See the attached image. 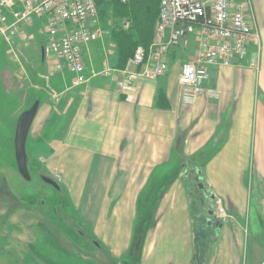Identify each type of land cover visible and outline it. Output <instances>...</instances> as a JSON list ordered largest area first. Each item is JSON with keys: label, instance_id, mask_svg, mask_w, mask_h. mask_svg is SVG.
<instances>
[{"label": "crops", "instance_id": "crops-1", "mask_svg": "<svg viewBox=\"0 0 264 264\" xmlns=\"http://www.w3.org/2000/svg\"><path fill=\"white\" fill-rule=\"evenodd\" d=\"M106 44L114 46L113 50L105 43L83 48L84 58L92 56L98 69L91 67L84 71L80 84L74 83L73 74L55 71L52 60L46 62L42 69L48 77H53L51 81L61 87V92H57L59 99L48 112L44 109L46 95L36 92L35 95H42L43 105L29 139L32 141L41 133L45 135L47 140L41 147L34 145L39 147V152L47 151L42 165L60 179L76 222L102 247L106 245L102 240L111 229L110 221L102 220L108 208L114 216L120 212L134 214L138 206H155L158 218H162L157 220V233L165 223L170 226L165 237L183 228L186 240L193 243L192 258L196 251L193 235L196 222L191 192L195 179H200L202 192L212 197L214 212L218 204L227 217L221 223L219 244L211 243L206 248L207 264H214L216 255L213 254L210 262L207 250L211 248L216 253L219 248L218 259L223 255L218 245L224 240L222 236L229 233L231 218L236 221L235 216L239 219L243 216L249 189L264 192V57L259 59L258 70L247 65L208 67V79L201 94L191 105H185L177 78L182 64L195 54V44L185 51L170 52L169 72L163 77L139 79L126 83L122 89L117 87L119 73L102 74L126 68L113 67L116 46L109 41ZM108 58L113 60L111 64ZM159 90L164 92L160 101ZM42 118L43 126L34 130L37 120ZM173 156H177L178 167L177 171L174 169L169 192L160 201L143 197L141 194L153 171ZM187 159L189 167L183 171L181 162ZM67 173L70 175L67 179L77 182V188L63 184ZM98 231H103L102 237ZM236 236L232 230L225 239L232 244L238 241ZM156 238L157 234L144 249L146 262L155 255ZM222 260L229 264L228 259Z\"/></svg>", "mask_w": 264, "mask_h": 264}, {"label": "built area", "instance_id": "built-area-1", "mask_svg": "<svg viewBox=\"0 0 264 264\" xmlns=\"http://www.w3.org/2000/svg\"><path fill=\"white\" fill-rule=\"evenodd\" d=\"M118 1L128 4L139 0ZM158 1L159 15L151 45L147 49L138 46L124 70L102 73L105 76L119 73L118 89L139 79L163 77L169 72L170 52L188 50L192 43L196 45V52L182 64L177 78L185 105H191L201 94L203 83L208 79V67L247 65L258 70L259 50L254 53L253 49L258 35L250 0ZM37 22L47 61H54L55 71L73 74L75 84L82 83L83 48L93 43L104 44L110 36L109 30L99 25L94 1L0 0V35L7 43L12 36L18 32L21 36L25 28ZM124 28H128V23ZM224 214L217 204V217L224 218Z\"/></svg>", "mask_w": 264, "mask_h": 264}, {"label": "rangeland", "instance_id": "rangeland-1", "mask_svg": "<svg viewBox=\"0 0 264 264\" xmlns=\"http://www.w3.org/2000/svg\"><path fill=\"white\" fill-rule=\"evenodd\" d=\"M250 3L258 35V41L253 44V49L254 53H257V50H259V58L260 60H262V58L264 57V0H250ZM4 13H6L5 10ZM11 22L12 19L9 20V23ZM126 23L124 22L122 25L124 26V24ZM40 29L41 27L40 25H38L37 22L36 24L29 26L28 29L25 28L21 36L20 32H18V35L12 36L11 40L8 43L0 35V70L5 69L3 76L6 81L7 95L5 99H3L5 100L4 107L13 108V110H16L15 113H19L21 111L22 107L25 105V103H27V99L30 96H34L33 99L35 98L36 92L40 91V89L36 88V85H40L46 90L44 104L45 111L48 112V110L51 108V105L57 102V100L59 99V97L57 96V92H61V87L59 85H56L54 80L51 81L53 77H48V75L45 74L46 72H44L42 69L39 54V45L41 42H43V40H41L42 34L40 32ZM111 42L112 40L110 39L109 43L111 44ZM106 43L105 45H107ZM92 45L94 44H91L89 46ZM107 46L109 47V44ZM107 46H105L104 49L108 50ZM110 48L111 47H109V50H113L112 48ZM108 57H110V55H108ZM83 59L85 65L84 71H88L89 69H91V67H93L94 69H98V67L95 66V60L92 58V56L90 59H88L87 57L84 58L83 54ZM108 60L107 61L110 64L113 61L110 58H108ZM52 62L54 63L53 60ZM9 68L12 69L15 73L12 74V72H9ZM64 74L68 75L70 73L65 71ZM99 78L100 77H98L97 79ZM19 80L21 83V97H16L15 99L13 92L14 89L18 87ZM3 100H0V108L3 107ZM29 100L31 101L32 99ZM40 116H42V113H40ZM15 120L16 118L14 119L13 124H15ZM43 124V118L37 120V123L34 125V130H37L38 128L43 126ZM49 133H51V131ZM43 136L45 139L43 138ZM36 137L32 141L30 140V143L34 142L35 146L39 145L41 147V144L45 142L44 140H47L43 133L39 134ZM38 137H40V139ZM35 146H32V150L30 149V154L32 159L34 158L35 163H37L39 168L42 169L41 175L51 177L61 187L60 179L57 176H54L46 165H42L41 163L44 160V156L47 154V151L43 150L39 152V147L35 148ZM175 158H177V156L171 157V159H169L168 162L161 166V168H158L157 170L153 171V174L151 175V180L149 181L147 188L141 194L143 197L145 196L146 199H155L160 201L165 192H169V188L171 187V184L174 181V169H176L177 171L178 167V162ZM181 163V165H183L182 170L184 171V169H187L189 167L190 161L189 159L182 160ZM33 173L36 174L37 172ZM68 177H70V175L67 173L64 177L63 184L66 186L70 183L72 186L77 188V182H71L67 179ZM159 178L163 179L159 180ZM13 182L14 184H16L15 189L17 192H26L29 188H35L38 191H44L48 195L51 194L50 192H52V189L50 187L42 184L41 182L36 181L35 184H27L22 180H19L18 178L13 180ZM61 189L63 188L61 187ZM192 191L198 192V194L201 193L203 197V199L199 200V202H194L192 204V212L195 222H199L203 219L208 220L210 218L206 215L208 201L204 199V195L210 201L212 197H210L207 192H202L203 190H198L195 186H192ZM63 193H65L67 196V193L62 190V195H58V197H63ZM247 195V208L243 213V216L241 217L242 220L238 218L239 216H235L236 221L232 220L231 218L233 224H230L231 226L229 227V233L224 234L222 236V238L226 240V242H224L223 240L222 243L218 245L222 249L223 255L220 257V259H218V255L220 253L219 248H217L216 253H214L211 248L210 250H207L209 252L208 256L210 257V262L213 254H215L216 261L214 262V264H224L222 259H228L229 264H264V192H254L250 188L249 192H247ZM143 197H141L140 199H142ZM62 207L65 212V215L70 217V219L74 221L75 215L69 199L66 204L62 203ZM107 210L108 212L103 214L102 220L105 219L110 221L111 229L109 232V236L102 240L106 242V245L104 246L105 249L104 247H101L106 251L107 254L110 253L111 257H113V259L119 262L120 264H122V262H128V264H207V255H205L204 258H200L198 256L199 258H197L195 261L192 260L194 256L193 252L191 258L193 243L192 241L186 240L187 234L183 232V228L179 227L175 230V232L169 233V236L165 237V230L167 227H170L167 225V223H165L160 229V231L157 233L155 229L157 225V220H162V218H158L157 207L138 206L136 207V212L134 214H131L130 212H120L118 215L114 216L111 215V213L109 212V208ZM20 212L21 220L27 221L28 219L26 220V218L23 217L24 212ZM37 213L39 214H37L36 220L39 221L41 219L40 211H38ZM224 215L226 216V214ZM226 218L227 217H216L215 220H212V223L208 224V227L206 228L205 232L208 234V236H210L211 234L212 236L209 239L207 238V242L204 243L205 247H207L211 243L219 244L218 241L219 239H221V229L213 231L210 226L215 221L221 224ZM13 220L15 219L11 218L7 220V225L11 227L14 222ZM232 230L236 232V237L238 238V241L231 244L230 241L227 242V239L225 238L229 236ZM21 231L23 234H9V237L11 239L14 238V241L11 242L12 246H15L16 243H19V241H17L18 238L23 239L25 233L24 230ZM81 231L87 233L89 232L87 229L82 228V226ZM8 233L9 231L6 232L7 236ZM97 233L100 237H102L103 231H98ZM26 234L28 238L30 236V232L26 231ZM156 234L157 238L155 255L152 260L146 262L145 258L143 257L144 249L147 247L149 241L153 240V237L155 239ZM0 235L3 236L5 235V233L0 232ZM193 235L195 236V234ZM69 236L72 237L74 241L79 242V236L77 234L70 232ZM199 242H197V249L201 250L203 247L200 245ZM189 244H191L190 248ZM58 254L60 253L54 252L50 255L51 260L54 264H60L61 262L60 259H62V256ZM99 257L103 261H107V259L103 255H99ZM110 260L112 264H118L111 258ZM68 262L69 264H75L71 260H69ZM0 264L6 263L0 258Z\"/></svg>", "mask_w": 264, "mask_h": 264}, {"label": "flooded vegetation", "instance_id": "flooded-vegetation-1", "mask_svg": "<svg viewBox=\"0 0 264 264\" xmlns=\"http://www.w3.org/2000/svg\"><path fill=\"white\" fill-rule=\"evenodd\" d=\"M8 71L12 72V74L15 73L12 69ZM4 72L5 69L0 70V100L5 99L7 96ZM18 83V87L13 92L15 99L16 97H21L20 80ZM39 89L45 95L46 90L42 86ZM33 97L30 96L27 101L29 103L32 102ZM29 99L32 100L30 101ZM4 101L2 102L3 107L0 108V232H4L5 235H0V258L6 264H54L50 255L57 252L60 253L58 255L62 256L60 264H69L64 257L68 254L65 252L68 251L73 254L72 258L75 264H111L108 260L103 261L100 258L101 256L99 257V255H103L102 251L96 246L95 241L87 232H82L81 226L65 215L62 205L58 202V195H61V192L55 191L43 182L42 169L35 163L34 158L29 166L31 182L27 184H35L36 181L41 182L52 189L51 194L48 195L44 191H38L35 188H29L26 192L16 191V184H14L13 180L17 178L22 180L15 169L12 151L13 122L18 113H15L16 110L11 107L5 108ZM31 143L29 139L27 142L29 153L35 144L33 142L31 145ZM33 172L37 173L34 174ZM191 193L193 195V203L203 199L201 193L198 194V192L194 191ZM20 211L24 212L23 217L26 220L28 219L27 221L21 220ZM38 211H40L41 216L39 221L36 220L37 214H39L37 213ZM11 218L15 220H13L14 222L10 227L6 221ZM21 230H24L25 238H18L17 241L19 243L12 246L11 242L14 241V238L11 239L9 234H23ZM8 231L7 236L6 232ZM26 231L30 232L28 238ZM70 232L79 236V242L74 241L69 236ZM211 236L212 234L208 236L205 233L198 237V242L200 241L202 249L205 248L204 243L207 242V238L209 239Z\"/></svg>", "mask_w": 264, "mask_h": 264}, {"label": "trees", "instance_id": "trees-1", "mask_svg": "<svg viewBox=\"0 0 264 264\" xmlns=\"http://www.w3.org/2000/svg\"><path fill=\"white\" fill-rule=\"evenodd\" d=\"M97 9L99 25L103 30H109L112 43L116 46L115 60L113 67L116 69H124L128 61L133 57L135 49L141 46L147 49L154 39L155 25L159 15V1L158 0H139L128 4H121L118 0H93ZM128 23V28H124L123 23ZM42 40V39H41ZM164 98L163 90L157 93V100L160 101ZM63 197H59V204H66L68 197L63 193ZM62 195V194H61ZM197 232L198 227L195 223L194 234L195 240V253L204 252L206 250L197 249ZM88 234V233H87ZM94 241L95 239L88 234ZM96 242V241H95ZM99 249L107 260L112 264L110 257L106 251L99 245ZM65 259L71 260L72 253L66 251ZM128 264V262H122ZM132 264V263H129Z\"/></svg>", "mask_w": 264, "mask_h": 264}, {"label": "water", "instance_id": "water-1", "mask_svg": "<svg viewBox=\"0 0 264 264\" xmlns=\"http://www.w3.org/2000/svg\"><path fill=\"white\" fill-rule=\"evenodd\" d=\"M39 54H40L41 65L43 68L46 64V54H45V44L44 43H40L39 45ZM42 105H43L42 95L38 93L32 102L29 103L27 101V103H25L21 111L18 113L16 120H15V124H14V130L12 134V151H13V157L15 160V169L18 175L21 177V179L25 181L26 183L31 182V177L29 174V166L32 160L31 155L29 153L28 146H27L28 137H29V133L31 131L32 125ZM42 180L46 185L50 186L55 191L62 192V189L59 186V184L55 180H53L51 177L44 176ZM195 183H196V187L202 191L203 184L201 183V180L195 179ZM189 185L190 183L188 182V186ZM204 199L208 201L209 207H207L206 209V215L209 216L210 218L208 220L203 219L199 222L198 221L196 222L197 227H198L197 238L206 233L205 231H206V228L208 227V224L212 223V220H215L217 217L215 215L213 207L211 206V201L205 195H204ZM220 227H221V224H219V222H216V221L213 222V224H211L210 226V228L213 231L220 229ZM194 240H196V234L194 236ZM95 244L96 246L99 247V244L97 242H95ZM204 250H206V247L204 248ZM203 253L204 252H197V254L195 253L193 261H195L199 257L202 258Z\"/></svg>", "mask_w": 264, "mask_h": 264}]
</instances>
